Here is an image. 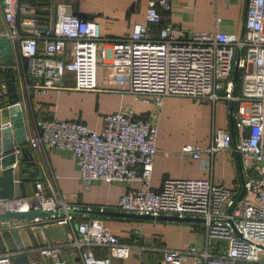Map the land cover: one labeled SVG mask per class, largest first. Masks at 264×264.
<instances>
[{"label":"built area","instance_id":"2783aa9c","mask_svg":"<svg viewBox=\"0 0 264 264\" xmlns=\"http://www.w3.org/2000/svg\"><path fill=\"white\" fill-rule=\"evenodd\" d=\"M145 1L143 23H135L128 37L107 38L100 36L97 22L81 19L67 5H56L53 23L37 29L34 20L20 18L26 7L18 0H3V36L16 47L24 91H94L95 68L105 60L127 71L126 91L133 99L149 100L154 107L166 96L230 101L235 105L233 146L227 130L213 129L207 150L234 149L244 173L243 193L237 197V191L209 179L166 178L152 189L155 119L136 118L128 106L104 116L99 131L53 116L34 120L25 145L32 151L69 153L83 191L94 182L125 184L114 204L95 209L199 219L200 242L164 250L161 264H181L188 257L193 264H264V0H246L241 36L215 29L187 35L177 25H159V11L169 10V0ZM218 20L214 16V23ZM150 24L157 25L155 35L148 31ZM24 27L29 31L21 32ZM237 51L238 91L233 94L230 75ZM64 73L71 77L68 86L63 84ZM0 125L10 126V120ZM9 152L16 154L19 148L13 146ZM199 152L191 144L180 148V154L193 159ZM72 208L78 207L63 201L53 183L40 180L34 181L30 195L0 200V212H54L0 223V231L28 228L40 233L42 228L63 225L68 229L61 239L0 253V264H13L12 257L22 253L29 264H68L65 251L77 264H110L111 259L128 257L132 243L120 241L99 219L77 221L67 212ZM94 249L106 255L97 256Z\"/></svg>","mask_w":264,"mask_h":264},{"label":"crops","instance_id":"0c3cea01","mask_svg":"<svg viewBox=\"0 0 264 264\" xmlns=\"http://www.w3.org/2000/svg\"><path fill=\"white\" fill-rule=\"evenodd\" d=\"M19 1V0H18ZM44 18H36L39 9L35 0H20L26 12L32 15L36 27L53 23L54 8L58 4L67 5L81 19L99 24L101 37L125 38L130 35L135 23H143L146 9L145 0H44ZM168 11L160 13V25H177L185 29L186 34L208 32L213 29L220 32L238 33L243 26L246 0H169ZM214 16L218 17L214 23ZM7 24L0 9V37L6 31ZM157 25H148L150 34H156ZM27 27L21 32H27ZM14 70L16 74V95L20 107L25 134L30 130L34 120L53 116L58 120L77 121L87 128L99 131L103 117L113 113L121 106L131 107L136 118L155 119L157 154L152 161L150 187L158 189L163 179H209L221 183L229 189L240 190L244 173L239 155L231 149L226 152H209L210 135L213 129L227 130L231 135L233 146V119L231 112L235 105L224 99L214 103L193 100L183 96H166L158 107L149 100L133 99L126 91L127 71L121 67H110L105 60H99L95 68L94 91H76L72 89L48 90L44 93L29 91L22 87L19 56L14 46ZM67 56L61 57L65 59ZM24 63V62H23ZM23 65V64H22ZM232 81V71L230 75ZM63 84L70 85L71 77L63 75ZM238 91L236 79L235 93ZM220 94L223 93L221 90ZM233 93V89H232ZM4 95V90L0 91ZM232 104L231 111H229ZM2 121L9 119L7 105L0 107ZM191 144L200 148L197 159L180 154V148ZM37 180L43 184L53 183L57 192L66 203L78 208L106 206L114 204L125 191L122 183L106 184L94 182L83 191L77 179L73 158L69 153L54 149L43 151L30 150ZM20 157L15 154V162ZM238 166L241 169L239 172ZM13 173V197L28 196L32 193L33 180L19 179L16 165H10ZM1 169V168H0ZM241 174V175H240ZM21 180L23 187L17 186ZM133 187V184H129ZM77 221L91 219L85 215H76ZM120 241L131 244L129 255L125 259H111L110 264H161L162 253L166 249H180L185 242L199 243L201 238L200 222L169 221L155 219H138L125 217H99ZM1 226V225H0ZM137 231V233H134ZM37 244L45 241L41 233H34ZM134 239L136 241L132 242ZM97 256H104V250L94 249ZM68 264H77L69 252L63 253ZM181 264H193L190 257Z\"/></svg>","mask_w":264,"mask_h":264},{"label":"water","instance_id":"95a60500","mask_svg":"<svg viewBox=\"0 0 264 264\" xmlns=\"http://www.w3.org/2000/svg\"><path fill=\"white\" fill-rule=\"evenodd\" d=\"M3 5V0H0V7ZM22 17L31 19L32 15H23ZM40 29L41 27H36ZM243 26L240 31L242 35ZM13 46L10 41L2 36L0 37V91L4 90L6 97V105L9 112L10 126L0 125V200H6L13 197V173L10 165L15 163L16 173L19 178H28L33 180L31 185L33 187L34 181L38 178L37 167L34 165L30 150L25 145V130L22 124V117L20 107L17 103L16 95V72L14 70L13 61ZM239 59V51H237L234 67L232 70V89L235 93L236 79H237V67L236 63ZM1 95V94H0ZM232 104L229 111H231ZM0 116V124L2 123ZM19 148L20 157L15 162V154L9 152L12 147ZM9 152V153H8ZM239 172L241 169L238 166ZM241 175V174H240ZM240 190L237 195L239 197L243 193V179L241 178ZM17 186L23 187L21 180H18ZM68 213L76 215H85L89 217H125V218H138V219H155V220H169V221H184V222H200L196 218H178L175 216H151L149 214H137L131 212L113 211V210H98L95 208H72L67 211ZM54 213L51 210L48 211H31V210H13L9 212H0V223H10L15 221H27L32 217L47 216ZM46 241L57 240L63 238L64 234L68 233V229L65 225L59 227H45L40 232ZM37 244L34 237V233L28 228L11 229L9 231H0V253L11 252L16 249L23 250L30 247H34ZM13 264H29L27 256L22 253L12 257Z\"/></svg>","mask_w":264,"mask_h":264},{"label":"trees","instance_id":"16d2710c","mask_svg":"<svg viewBox=\"0 0 264 264\" xmlns=\"http://www.w3.org/2000/svg\"><path fill=\"white\" fill-rule=\"evenodd\" d=\"M20 1V0H19ZM20 4H22L21 2H19ZM35 5H38L37 7H39V9H37L36 11L39 13L37 15H35V17L37 18H44V15L43 13L45 12V1L44 0H35ZM160 25V24H159ZM7 103H6V97L5 95H0V107L1 106H5Z\"/></svg>","mask_w":264,"mask_h":264}]
</instances>
